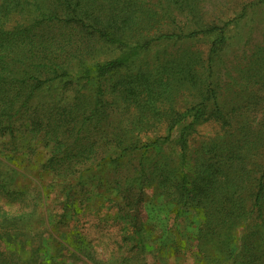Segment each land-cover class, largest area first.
Listing matches in <instances>:
<instances>
[{
  "label": "rangeland",
  "instance_id": "obj_1",
  "mask_svg": "<svg viewBox=\"0 0 264 264\" xmlns=\"http://www.w3.org/2000/svg\"><path fill=\"white\" fill-rule=\"evenodd\" d=\"M257 1L206 0L222 21L236 19L226 27L228 41L213 52L214 34L161 40L98 81L81 77L73 87L64 76L36 90L43 100L62 98L61 104L78 102L82 93L85 127L92 130L87 136L121 137L132 147L86 167L81 179H70L54 176L41 140L0 137V154L15 168L6 189L23 191L35 186V178L41 191L34 215L27 221L15 217L5 230L6 256L13 264L232 263L240 225L206 235L200 231L206 208L201 200L196 208L185 203L179 186L185 172L192 183L200 176L220 183L206 172L208 165L222 167L231 178L233 169L244 173L239 159H259L262 111L251 52L264 42V0L246 17H234ZM119 54L115 46L103 45L69 65L76 72L93 59ZM199 107L203 112L196 118ZM184 124L191 127L181 148L178 127ZM114 149L119 152H109ZM5 207L18 211L10 201Z\"/></svg>",
  "mask_w": 264,
  "mask_h": 264
},
{
  "label": "trees",
  "instance_id": "obj_2",
  "mask_svg": "<svg viewBox=\"0 0 264 264\" xmlns=\"http://www.w3.org/2000/svg\"><path fill=\"white\" fill-rule=\"evenodd\" d=\"M260 1L244 5L234 17H246L248 9L254 12ZM221 16L206 8V0H0V137L14 140L20 134L29 142L41 140L48 148V165L54 176L81 179L86 167L122 155L132 146L121 137L113 140L110 135L102 139L87 136L92 130L85 127L87 107L82 93L75 97L78 102L61 104L62 98L43 100L35 95L36 90L64 76L72 80L73 87L79 85L81 77L98 81L161 40L214 34L213 52L228 41L226 27L236 21H222ZM103 45L115 46L120 54L106 60L93 59L73 72L70 60L82 62ZM256 47L251 57L252 81L260 85L259 159L252 155L239 159L245 164L244 173L239 172L242 167L239 171L233 169L231 178L224 176L222 167L208 165L206 172L216 177L208 176L220 183L206 176L192 183L185 172L179 186L185 203L196 208L201 200L206 208L200 228L206 235L220 236L226 225L234 230L240 225L239 249L231 253V264H264V42ZM75 91L79 92L72 89ZM202 112V107L197 108L195 117ZM190 127H178L181 148ZM153 145L142 148L146 151ZM112 148L119 152H109ZM6 159L0 154V177H5L0 185V264H13L6 256L5 230L15 217L27 221L34 215L41 191L35 178V186L23 191L6 189L5 182L14 177L15 171ZM8 201L18 206L16 213L5 207Z\"/></svg>",
  "mask_w": 264,
  "mask_h": 264
}]
</instances>
